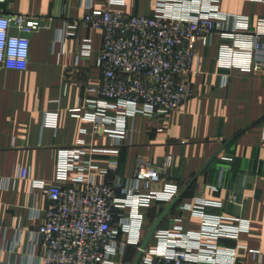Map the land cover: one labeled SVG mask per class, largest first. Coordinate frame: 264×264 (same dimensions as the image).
Masks as SVG:
<instances>
[{
  "label": "crops",
  "instance_id": "obj_1",
  "mask_svg": "<svg viewBox=\"0 0 264 264\" xmlns=\"http://www.w3.org/2000/svg\"><path fill=\"white\" fill-rule=\"evenodd\" d=\"M158 1L0 0V14L41 22L29 36L26 69L0 67V264L22 263L48 203L37 184L55 182L59 153L80 144L85 154L78 165L85 170H70L64 185L78 174L94 182L125 179L133 175L139 158L161 166L170 156L167 180L177 185L178 195L154 233L198 231L202 219L188 206L218 201L220 207H206L205 212L228 218L223 220L227 225L237 224L236 219L247 225L236 238H223L219 244L238 247L237 264H264V71L221 66L220 47L230 40L214 33L208 45L197 43L191 96L164 118L141 113L126 117V135L117 153L110 151L113 138L93 132L89 120L73 115L79 103L97 98L100 81L95 60L102 34L84 24V15L90 8L152 15ZM207 1L220 12L245 17L248 31L258 33L264 47V0ZM255 57L264 60V48ZM108 113L114 115L113 110ZM116 121L107 127L115 128ZM112 159L115 170L108 169ZM21 169L25 178L19 177ZM230 194L236 195L235 203L228 200ZM172 201L140 208V246ZM154 245L152 236L146 247ZM129 250L132 263L137 250Z\"/></svg>",
  "mask_w": 264,
  "mask_h": 264
},
{
  "label": "built area",
  "instance_id": "obj_2",
  "mask_svg": "<svg viewBox=\"0 0 264 264\" xmlns=\"http://www.w3.org/2000/svg\"><path fill=\"white\" fill-rule=\"evenodd\" d=\"M83 22L102 34L95 60L100 81L97 98L79 103L72 112L89 120L93 132L113 138V153L126 135V117L141 113L164 118L185 104L192 94L196 44L208 45L214 33L231 41L220 47L221 66L264 71V60L255 57L264 48L260 35L248 31L245 17L220 12L207 0H159L152 15L90 8ZM40 27L35 17L0 14V67L25 70L29 36ZM115 121V128L107 127ZM84 154L82 144L62 150L56 181L37 184L48 203L21 264H125L121 258L128 248L140 249V208L154 201L170 202L178 195L177 185L167 180L170 156L161 166L139 158L133 175L125 179L94 182L78 174L64 185L70 170H85L78 165ZM116 168V160H110L108 169ZM19 177L25 178L26 170L21 169ZM228 200L235 203L236 195L230 194ZM220 206L210 200L188 206L201 217L200 229L157 230L155 245L144 248L136 264H237L238 247L225 248L219 242L236 238L247 225L238 219L227 225L223 220L228 218L205 212L206 207ZM19 241L20 233L16 244Z\"/></svg>",
  "mask_w": 264,
  "mask_h": 264
},
{
  "label": "water",
  "instance_id": "obj_3",
  "mask_svg": "<svg viewBox=\"0 0 264 264\" xmlns=\"http://www.w3.org/2000/svg\"><path fill=\"white\" fill-rule=\"evenodd\" d=\"M176 202V200H173L162 212L161 214L157 217V219L151 224V226L149 227L147 233L145 234V237L141 243L140 249L137 252V255L135 256V259L133 260L132 264H136L141 251L148 245V243L151 240V237L153 236L154 231L156 230V228L158 227L159 223L164 219V217L168 214V212L170 211V209L172 208V206L174 205V203Z\"/></svg>",
  "mask_w": 264,
  "mask_h": 264
},
{
  "label": "rangeland",
  "instance_id": "obj_4",
  "mask_svg": "<svg viewBox=\"0 0 264 264\" xmlns=\"http://www.w3.org/2000/svg\"><path fill=\"white\" fill-rule=\"evenodd\" d=\"M133 258V252L129 250L122 258L121 261L125 264H131V260Z\"/></svg>",
  "mask_w": 264,
  "mask_h": 264
}]
</instances>
